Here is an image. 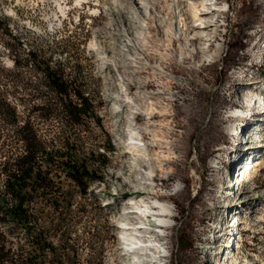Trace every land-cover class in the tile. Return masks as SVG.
<instances>
[{"label":"rangeland","instance_id":"374dc122","mask_svg":"<svg viewBox=\"0 0 264 264\" xmlns=\"http://www.w3.org/2000/svg\"><path fill=\"white\" fill-rule=\"evenodd\" d=\"M198 1L173 0L178 5L174 8L184 10L179 17V9H168L172 0H145L144 9L149 8L150 15L143 29L129 11L132 2L139 0H0V80L19 83L18 93L7 98L18 111L20 124L30 121L51 143H56L64 128L58 117L45 120L38 118L37 111L31 112L36 98L55 95L43 84L44 74L35 69L33 52L51 67H62L66 79L75 80L74 91L79 89L92 99L93 117L86 119L79 132L81 151L105 154L109 165L104 181L93 184L85 200L68 187L76 198L72 211L76 213L81 203L88 212L73 230L74 248L83 259L99 254L103 264H133L132 257L140 254L139 264H171L174 225H181L175 219L186 217L188 208L178 211L168 198L180 199L189 187L203 207L191 212L199 217L188 227L196 236L183 231L174 264H264V22L249 32L248 40L242 37L231 45H246L240 52L243 63L231 71L230 64L225 68L223 64L229 29L250 13L264 19V0H204L212 5L206 9L212 13L195 23L189 9ZM202 23L211 27L197 38L200 33L192 26ZM139 32L142 35L137 37ZM219 45L222 51L213 60ZM216 71L221 76L218 81ZM159 86L172 96H181L184 103L174 108L173 118L135 120L143 137L137 144L150 156L163 155L160 162L149 164L122 151L124 143L136 137L132 119L144 109L143 93H155ZM211 95L217 99L212 110L206 103ZM212 121L225 142L217 145L220 155L214 148L212 156H205L200 179L193 169L198 164L191 136L196 127ZM107 142L113 151H107ZM154 198L174 208L170 227L160 236L155 233L159 230L155 212H143L141 207ZM122 221L145 227L140 230L141 239L156 247L163 245L168 258L158 261L160 247L126 255L127 246L117 227ZM88 227L99 239H90L84 231ZM147 227L155 232L147 235Z\"/></svg>","mask_w":264,"mask_h":264},{"label":"trees","instance_id":"16d2710c","mask_svg":"<svg viewBox=\"0 0 264 264\" xmlns=\"http://www.w3.org/2000/svg\"><path fill=\"white\" fill-rule=\"evenodd\" d=\"M248 6L250 10L253 8L251 1ZM260 22L264 19L250 13L229 29L224 68L230 64L231 71L243 63L240 52L246 45L240 43L232 48L231 45L237 44L242 37L248 40L249 32ZM234 51L239 53L234 54ZM30 57L35 69L44 74L43 84L47 90L55 94L54 98H36L38 103L31 112L37 111L38 118L45 120L50 116L58 117L64 128L54 139L56 143H51L42 138L39 129L30 121L20 124L18 111L7 98L9 94L18 93L19 83L14 79L8 83L0 80V121L4 125L0 132V264H103L99 254L83 259L74 248V226L81 223L88 212L81 203L77 205L76 213L72 211L76 198L68 189L73 187L77 196L85 200L90 187L104 181L103 172L109 165L105 154L96 151L83 154L81 151L79 132L86 119L93 117L92 99L79 89L74 91L76 82L66 79L62 67H51L48 61L38 59L37 52L31 53ZM220 77V72L216 71L214 79L218 81ZM216 102L211 95L206 103L212 110ZM5 126L12 128L7 130ZM191 137L198 164L193 169L202 179L201 162L205 156H212L213 149L225 141L213 121L196 127ZM107 143V151H113ZM162 181L170 183L169 180ZM184 184L188 181L184 180ZM192 193L187 187L180 199L168 198L178 211L181 207L188 208L186 217L179 213V218L175 219L181 225H174L171 264L177 256L181 234L197 217L191 212L203 207L197 193ZM84 231L92 241L99 239L98 234L92 233V227L84 228ZM188 233L196 236L193 230Z\"/></svg>","mask_w":264,"mask_h":264},{"label":"bare ground","instance_id":"6f19581e","mask_svg":"<svg viewBox=\"0 0 264 264\" xmlns=\"http://www.w3.org/2000/svg\"><path fill=\"white\" fill-rule=\"evenodd\" d=\"M80 1L81 0H79V3H81L82 1L86 2L87 0H82L81 2ZM139 1H140V3L132 2L129 11L133 12V13H131L133 15L132 16L133 22H136V20H138L141 23V26L144 29V28H146L149 25V23L147 21L149 20L150 9L146 6L149 11H145V9H144L145 5H146L145 4L146 3L145 0H139ZM176 2H178V0H176ZM174 4L175 3L172 0V3L168 6L169 8L168 7L167 8L170 9V11H172L173 8H174ZM209 5L212 6L210 3H208V1H204V0H199L198 2H196L195 5L192 4L191 9H189V10H190L191 16L196 19L195 23H198V22L200 23L203 19L208 18L209 14L212 13V11L210 9H209V11L206 10V9L209 8ZM175 6H178L177 3L175 4ZM127 8H129V7H127ZM174 9L178 12L179 8L175 7ZM227 11H228V8H227ZM139 13L142 16L138 17ZM178 13L180 14L179 17H182L183 13H184V10L183 9H181V10L179 9ZM99 14H97V15H99ZM170 20H172V19H170ZM171 22H173V21H171ZM203 23H205V22H203ZM203 25L204 26H202L201 24H196V25L192 26L195 30L197 29L196 34L200 33L199 35H197V36H199L197 38H200V36H202L201 33H204L206 30H208L209 27H211L210 25H205V24H203ZM172 26H173V24H172ZM143 29H142V31H144ZM139 33H138V35L136 34L137 37L138 36L140 37L142 35V32L140 34ZM92 46L95 47L96 45L92 44ZM200 49L203 50V49H205V47L204 46L200 47ZM221 51H222V46L219 45V48L214 51V54L212 55V59L216 60L219 57ZM105 59L109 60V61H112V58H109V57H105ZM147 68L148 67H146V69ZM162 86H159L157 92H155V93H143V96H142L143 100L142 101L145 104L144 105V109L135 112L136 114L133 115V119H132L134 123H133L131 129H133V131L137 132V134H133V135H136V137L132 138L131 142L124 143L125 150L122 151L124 153H129V154H132L134 156H137L138 158H141V159L143 158L146 161H148L149 164H151L153 161L154 162H156V161L160 162L161 158L163 157V155H161L160 152H155L153 154V156H150L148 151L145 148H142V146L140 147L137 144V140L138 141H143V137H141V135L139 133V130H138L139 129V125L135 122V120L140 119L143 116H145V119L147 121L153 120V119H155L157 117H158V119H160L159 118L160 116H167L169 118H173L175 116L174 108L180 107V104L184 103L181 96H179L178 94L176 96H172V95H174V93L172 95H170V93L166 92V90H165L166 88L164 89V87H162ZM242 99H244V98H242ZM133 103L135 105H137L134 102V100L132 99V104ZM146 103H147V106H146ZM130 105H131V103H130ZM155 140L161 142V140L159 138H156ZM216 152L218 153V155H220L222 153L220 151V149H218V148H216ZM158 167L161 170L163 169V166L161 164ZM212 168H217V167L216 166H212ZM141 207H144L143 212H147V211L155 212L153 217H154V220H155L157 226L159 227L158 229L160 230V231L158 230L157 232H155L153 230L148 229V227H147V229L145 230V231H147V235H148V232L153 231L157 235L160 236V234L164 233L165 229L170 227L169 221L174 216V208L172 207L171 204H169L167 202H160V200L158 198H154L151 202L144 201L143 205ZM130 213H134V212H130ZM135 214H138V213L136 212ZM120 223L123 225V227L121 228V230H122V239L125 241V244L127 246V249H125L126 255H131V254H134L135 252H139L140 253L142 250H148V251L151 252V251L155 250V248L160 247L159 249H162L163 251H161L160 255L157 257L158 261L162 262V261H165L168 258L166 249H165V247L163 245H159V246L156 247V245L153 244V243H150L149 240L147 241V240L143 239L144 240L143 241L141 239L139 233L141 232L140 230L144 229L145 227H142V226L133 227V226H130L127 222H124V221H122ZM144 225H146V223H144ZM117 227L120 229V227L118 225H117ZM149 234H153V233L150 232ZM147 238H148V236H147ZM140 243H142V244L145 243V244H144V246H141ZM121 244L123 245V243H121ZM129 263H131V261ZM133 264H136V263L134 262ZM161 264H168V263H166V262L163 263L162 262Z\"/></svg>","mask_w":264,"mask_h":264}]
</instances>
